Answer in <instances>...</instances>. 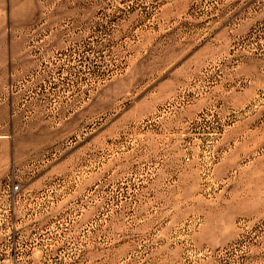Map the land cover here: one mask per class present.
<instances>
[{
    "label": "rangeland",
    "instance_id": "374dc122",
    "mask_svg": "<svg viewBox=\"0 0 264 264\" xmlns=\"http://www.w3.org/2000/svg\"><path fill=\"white\" fill-rule=\"evenodd\" d=\"M0 264H264V0H0Z\"/></svg>",
    "mask_w": 264,
    "mask_h": 264
},
{
    "label": "built area",
    "instance_id": "2783aa9c",
    "mask_svg": "<svg viewBox=\"0 0 264 264\" xmlns=\"http://www.w3.org/2000/svg\"><path fill=\"white\" fill-rule=\"evenodd\" d=\"M16 188H17V185H13L11 189L13 190V189H16Z\"/></svg>",
    "mask_w": 264,
    "mask_h": 264
}]
</instances>
